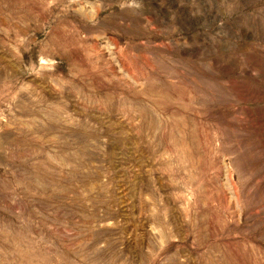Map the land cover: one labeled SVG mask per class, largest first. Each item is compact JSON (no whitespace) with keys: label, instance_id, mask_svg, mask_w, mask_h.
Segmentation results:
<instances>
[{"label":"rangeland","instance_id":"rangeland-1","mask_svg":"<svg viewBox=\"0 0 264 264\" xmlns=\"http://www.w3.org/2000/svg\"><path fill=\"white\" fill-rule=\"evenodd\" d=\"M0 264H264V0H0Z\"/></svg>","mask_w":264,"mask_h":264}]
</instances>
